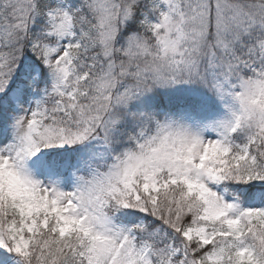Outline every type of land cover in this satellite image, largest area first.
Segmentation results:
<instances>
[{
  "label": "snow or ice",
  "instance_id": "snow-or-ice-1",
  "mask_svg": "<svg viewBox=\"0 0 264 264\" xmlns=\"http://www.w3.org/2000/svg\"><path fill=\"white\" fill-rule=\"evenodd\" d=\"M0 264H264V0H0Z\"/></svg>",
  "mask_w": 264,
  "mask_h": 264
}]
</instances>
